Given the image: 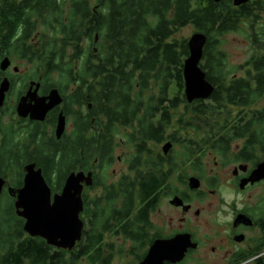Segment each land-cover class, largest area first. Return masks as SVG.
Segmentation results:
<instances>
[{
	"label": "trees",
	"instance_id": "obj_1",
	"mask_svg": "<svg viewBox=\"0 0 264 264\" xmlns=\"http://www.w3.org/2000/svg\"><path fill=\"white\" fill-rule=\"evenodd\" d=\"M187 26L207 36L200 65L215 88L209 99L191 104L184 77L188 39L175 37ZM242 30L256 51L245 64L229 69L224 37ZM7 57L11 62L25 59L36 68L16 89L12 79L9 95L15 93V100L0 108V177L7 185L22 187L29 163L42 168L53 193L63 189L73 171L98 168L89 132L93 109L86 119L71 109L75 127L61 138L45 123L17 117L18 101L30 80L41 78L43 92L58 88L74 105L88 94L86 100L107 120V150L120 126L137 121L138 127L129 134L137 145L130 173L116 183L96 177L89 187H103L104 193L84 200L83 236L72 250L30 236L10 193H2L0 264H112L119 251L107 236L139 235L141 216L133 212L141 191L149 194L158 185L151 178L145 186L141 172L140 121L156 115L151 109L193 108L199 118L196 128L212 131L218 150L247 138L248 149L264 157V104L257 107L264 103V0L240 6L233 0H0V64ZM242 69L244 75L238 76ZM3 74L0 68V83ZM74 85L75 91L66 95ZM233 108L242 110L231 119ZM166 120L167 115L159 125ZM154 131L164 132V127ZM109 163L102 160L100 167Z\"/></svg>",
	"mask_w": 264,
	"mask_h": 264
},
{
	"label": "flooded vegetation",
	"instance_id": "obj_2",
	"mask_svg": "<svg viewBox=\"0 0 264 264\" xmlns=\"http://www.w3.org/2000/svg\"><path fill=\"white\" fill-rule=\"evenodd\" d=\"M12 66L13 61L6 71H2L5 73L2 78L7 77L11 82L10 89L13 78L17 80L16 85L21 84L16 76L10 74ZM15 67L14 72L19 74V69L16 71ZM33 81L40 83V96H47L54 88L43 92L39 78L29 81L24 94ZM76 87L72 86L66 95L72 94ZM62 97V104L52 109L43 121L21 118L18 114L17 117L29 123H45L56 135L61 113L66 117L67 133L75 127L71 109L85 119L93 109L89 132L93 133L95 164L98 168L94 172L82 171L93 172V179L98 177L97 181L101 183H104L103 180H110L109 183L121 181L130 173V158L137 153L136 142L130 140L129 134L138 127V122L120 126L111 141L112 146L107 150L104 148L106 141H103L107 120L100 116V109L86 100L89 95L85 93L80 105L70 103L63 94ZM151 110L156 115L152 118L145 116L140 121L144 130L141 172L145 186L151 178L156 179L158 185L149 194L146 189L141 191L138 209L133 212V216L137 212L141 216L140 234L111 236L115 238V243L122 242L126 248L114 253L112 264H117L118 256L119 261L125 260V264H264V178L250 180L264 157L258 150L248 149L247 138L231 141L225 149L218 150L213 132L203 126V131L195 127L199 118L194 114L197 110L193 108ZM165 115V126L159 125ZM161 127H164V132L154 131ZM119 150H122V155ZM102 160L110 161L109 165L100 167ZM123 161L127 163V172H110L111 168ZM194 178L198 180V187L193 184ZM89 187L85 185L83 189V201L104 193L103 187ZM9 188L13 187L6 184L3 193L9 194ZM9 196L16 201V198ZM184 241L187 243L184 256L173 261V252L183 248ZM152 251L157 254L149 263Z\"/></svg>",
	"mask_w": 264,
	"mask_h": 264
},
{
	"label": "water",
	"instance_id": "obj_3",
	"mask_svg": "<svg viewBox=\"0 0 264 264\" xmlns=\"http://www.w3.org/2000/svg\"><path fill=\"white\" fill-rule=\"evenodd\" d=\"M222 1L225 0H215L218 3ZM249 1L233 0V3L235 6H240ZM206 42L207 36L202 32H195L188 39L190 56L184 64V77L185 94L189 102L209 99L215 89L200 65ZM10 66L11 60L8 57L0 64L2 71H6ZM15 70L18 71V67H15ZM10 86V80L4 77L0 83V108L5 104ZM39 87V82H31L29 90L20 98L17 104L19 117H30L33 120L43 121L52 109L62 104L63 97L57 88H53L47 96H40ZM65 131L66 117L61 113L56 129L57 138H61ZM24 171L23 186L17 189L9 188V193L16 198L15 208L18 216L25 220V231L30 236L43 238L47 244L58 249H74L83 236L84 221L81 213L84 211V201L82 193L85 185L93 184V172L73 171L67 177L63 189L53 193L42 168L37 167L36 163L27 164ZM262 178H264V161L253 171L250 180L258 181ZM194 179L193 184L198 187V180ZM5 184L6 180L0 177V202ZM186 244L185 241L182 242L183 248L173 252V261L180 260L184 256ZM156 254L155 251L151 252L149 263L153 262Z\"/></svg>",
	"mask_w": 264,
	"mask_h": 264
},
{
	"label": "rangeland",
	"instance_id": "obj_4",
	"mask_svg": "<svg viewBox=\"0 0 264 264\" xmlns=\"http://www.w3.org/2000/svg\"><path fill=\"white\" fill-rule=\"evenodd\" d=\"M195 29L192 26H187L185 28H183L182 30H180L175 37L181 39V38H186L189 39L192 37V35L195 33ZM225 43L223 45V49L226 51V53L228 54V68L229 69H235L237 67H240L241 65L245 64V62L247 60L250 59V57L255 53L256 49L253 48L250 39L247 35V33L242 30V31H238V32H233V33H229L227 34L225 37ZM13 66L18 67L19 69V74L18 76L20 77H16L18 78V81L21 82L20 80H22L26 75L31 74L32 72L36 71V68L33 64L27 62V60L25 59H19V58H13ZM13 66L10 68V74L11 75H16V73L13 70ZM238 76H243L244 72L243 69L239 70L237 72ZM57 74L54 75V78L57 79ZM20 85H16L15 89L17 87H19ZM10 104H12L15 100V93L13 94V92L9 95L8 99ZM264 103H260L257 107L261 108L263 106ZM185 106L182 105L180 108H184ZM241 108H233L232 109V117L231 119H233L234 117H236L239 112L241 111ZM250 110V109H247ZM7 119V118H6ZM196 127V126H195ZM204 128V127H203ZM203 128H200L203 131ZM195 130V128H193ZM70 130V128H69ZM193 130V131H194ZM119 154L122 155V150H119ZM115 171L116 174H121L123 172H127V163L125 161L117 163L113 168L110 169ZM111 180H113L111 178ZM109 241H113V243L115 244V248H117V251L121 252L124 251L125 245L124 243H115V238L109 236L108 237ZM119 257V256H118ZM116 260L117 264H125V260H120L118 259Z\"/></svg>",
	"mask_w": 264,
	"mask_h": 264
}]
</instances>
